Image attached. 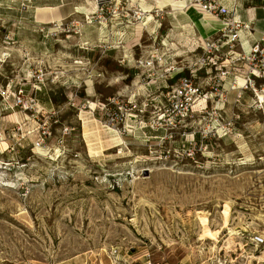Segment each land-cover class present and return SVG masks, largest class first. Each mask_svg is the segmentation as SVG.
Instances as JSON below:
<instances>
[{
  "label": "rangeland",
  "instance_id": "obj_1",
  "mask_svg": "<svg viewBox=\"0 0 264 264\" xmlns=\"http://www.w3.org/2000/svg\"><path fill=\"white\" fill-rule=\"evenodd\" d=\"M236 19L208 52L183 0H0V264H264V2Z\"/></svg>",
  "mask_w": 264,
  "mask_h": 264
},
{
  "label": "built area",
  "instance_id": "obj_2",
  "mask_svg": "<svg viewBox=\"0 0 264 264\" xmlns=\"http://www.w3.org/2000/svg\"><path fill=\"white\" fill-rule=\"evenodd\" d=\"M257 1L264 2V0H233V4L229 8L226 6L225 0H183L187 7L195 8L204 15L214 16L221 23V28L216 35L204 42L208 52L218 50L224 39L233 37L238 40L241 29L251 32L250 23L243 24L241 27L240 22L236 19V14L244 3L251 4ZM229 34L232 35L229 36ZM241 60L252 68L249 77L264 79V34L250 47L248 54L244 53Z\"/></svg>",
  "mask_w": 264,
  "mask_h": 264
},
{
  "label": "crops",
  "instance_id": "obj_3",
  "mask_svg": "<svg viewBox=\"0 0 264 264\" xmlns=\"http://www.w3.org/2000/svg\"><path fill=\"white\" fill-rule=\"evenodd\" d=\"M229 2V3H228ZM226 1V4L228 5V6H230V4H231V2H230V0L229 1ZM48 10H52V9H48ZM145 13H147V11H145ZM148 14V13H147ZM151 17V16H150ZM146 19H148V18H146ZM210 21V20H209ZM212 21H214V20H212ZM194 22H195V27H196V24L198 23V22H200L199 21V19H198V17L197 18H195L194 19ZM215 23H217V24H219V22L218 21H214ZM137 29H138V27H137ZM218 29V28H217ZM196 31H197V34L199 35V36H201L202 38H205V37H208L209 36V34L210 33H207L205 36L204 35H202L198 30H197V28H196ZM133 32H134V30H133ZM261 33H264V31H262V32H260L258 35H255V33L252 35V39H255V41L256 40H258L260 37H261ZM98 35H99V37L100 38H104L105 37V31H104V29L102 28V29H100L99 31H98ZM244 43H246L247 44V42H244ZM243 43V44H244ZM248 46V45H247ZM250 48V47H249Z\"/></svg>",
  "mask_w": 264,
  "mask_h": 264
},
{
  "label": "bare ground",
  "instance_id": "obj_4",
  "mask_svg": "<svg viewBox=\"0 0 264 264\" xmlns=\"http://www.w3.org/2000/svg\"><path fill=\"white\" fill-rule=\"evenodd\" d=\"M226 1L228 2L229 0H225V4H226ZM230 2H231V4H232V1L230 0ZM229 3V2H228ZM230 4V5H231ZM227 5V4H226ZM262 23H264V22H262ZM243 48H244V50L246 51L247 50V48H248V46H247V44L246 43H244L243 45ZM238 80H240V84H239V86H244L245 84V81H243L242 79H238ZM258 99L260 100V102H262V101H264V98H262V96H258ZM91 105H93V104H90V106Z\"/></svg>",
  "mask_w": 264,
  "mask_h": 264
}]
</instances>
